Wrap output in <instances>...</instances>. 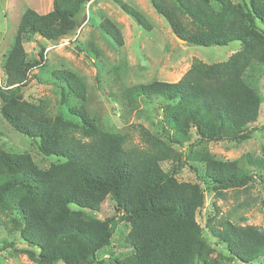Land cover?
Returning a JSON list of instances; mask_svg holds the SVG:
<instances>
[{"label":"trees","instance_id":"16d2710c","mask_svg":"<svg viewBox=\"0 0 264 264\" xmlns=\"http://www.w3.org/2000/svg\"><path fill=\"white\" fill-rule=\"evenodd\" d=\"M88 1L52 0L44 14L26 8L3 61L2 118L34 139L41 155L60 158L41 168L27 153L0 148V218L23 245L15 249L12 241L10 248L32 264H104L98 253L109 245L116 225L126 222L122 239L129 251L114 257L113 264H228L264 258V227L217 216L215 201L217 214L207 217L204 228L228 255L214 257L196 218L205 203L204 190L199 182L175 176L178 168L187 166L210 184L216 198H224L228 189L246 188L257 178L264 180V172L255 176L248 171L250 153L220 159L206 147L209 141L248 140L255 130L252 124L262 98L245 73L253 64L264 67V0H149L185 44L223 46L239 41L240 48L211 64L193 57L174 82L154 78L107 93L98 89L102 100L118 109L122 124L137 131L140 145H128L127 131L99 123L89 109L84 78L69 69L50 73L70 117L54 111L48 98L25 96L31 71L44 64L45 56L39 52L37 59L28 60L24 36L72 39ZM112 1L151 29L137 8L125 0ZM98 16L99 28L121 46L118 25ZM148 98L162 102L157 119L161 135L127 123L129 115L141 112L139 100ZM164 161L176 167L165 170ZM107 197L114 203V214L105 219L83 215L99 212Z\"/></svg>","mask_w":264,"mask_h":264},{"label":"rangeland","instance_id":"374dc122","mask_svg":"<svg viewBox=\"0 0 264 264\" xmlns=\"http://www.w3.org/2000/svg\"><path fill=\"white\" fill-rule=\"evenodd\" d=\"M137 8L150 23L151 29L146 30L137 21L124 13L112 0H89L80 11L77 20L76 35L72 39L52 41L36 34H26L23 46L27 59L38 58L41 52L45 56L44 64L31 71L30 82L25 89L27 97L48 98L51 108L70 117L64 105L60 104L61 94L53 86L56 80L51 71L58 68L69 69L84 78L89 109L98 117L99 123L107 129L127 131L128 145H140L138 133L124 126L119 117L118 109L102 100L101 92L118 90L119 87L133 86L150 80L177 81L189 67L193 57L211 64L221 62L240 48L239 41H231L227 45L196 46L176 39L166 21L152 8L149 0H125ZM170 3L173 0H165ZM243 3L246 0H232ZM52 0H0V79L3 75V61L12 44L16 26L22 12L30 7L40 14L51 9ZM107 17L118 25L122 34L123 44L117 45L111 37L98 26L100 16ZM81 15H83L81 17ZM91 46L99 53L95 55ZM247 82L258 91L262 98L259 116L252 126L255 130L248 140L209 141L206 147L209 152L220 159H235L250 153L246 158L250 174L263 176L264 172V67L253 64L246 71ZM99 89V90H98ZM76 102V101H74ZM162 102L160 98L139 100L140 113L128 116V125L141 124L152 133L161 135L158 120ZM137 109V110H138ZM34 139L19 133L12 128L0 114V148L6 152L27 153L35 163L46 168L50 162L60 159L56 156L41 155L34 145ZM260 163L259 167L252 165ZM161 166L169 170L173 165L164 161ZM173 167H176L175 165ZM176 169V168H175ZM179 181L199 182L205 193V203L197 213V221L203 227V236L213 247L214 257L228 254L225 246L214 239L204 228L207 217L217 214L212 202L219 208L217 216L228 218L235 224H253L264 227V180L249 183L246 188L228 189L224 198H216L210 184L201 177L199 179L187 166L178 168L175 175ZM108 197L102 202L99 212H84L86 217L100 219L115 213L114 203ZM128 230L126 222H119L108 246L98 253V259L104 264H113V258L125 254L129 249L123 243V235ZM15 241V242H12ZM12 242L15 249L22 248L18 243L17 234L8 231L4 218H0V264H32L23 254L10 248ZM11 245V244H10ZM228 264H264V258L251 263L232 260Z\"/></svg>","mask_w":264,"mask_h":264},{"label":"water","instance_id":"95a60500","mask_svg":"<svg viewBox=\"0 0 264 264\" xmlns=\"http://www.w3.org/2000/svg\"><path fill=\"white\" fill-rule=\"evenodd\" d=\"M176 37V39H178V40H180L181 42H183L184 43V40H182V39H180L179 37H177V36H175Z\"/></svg>","mask_w":264,"mask_h":264},{"label":"crops","instance_id":"0c3cea01","mask_svg":"<svg viewBox=\"0 0 264 264\" xmlns=\"http://www.w3.org/2000/svg\"><path fill=\"white\" fill-rule=\"evenodd\" d=\"M83 15H81V17H82Z\"/></svg>","mask_w":264,"mask_h":264}]
</instances>
